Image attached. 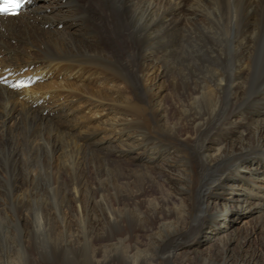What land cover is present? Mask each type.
Here are the masks:
<instances>
[{
    "label": "bare ground",
    "instance_id": "6f19581e",
    "mask_svg": "<svg viewBox=\"0 0 264 264\" xmlns=\"http://www.w3.org/2000/svg\"><path fill=\"white\" fill-rule=\"evenodd\" d=\"M262 44L264 0L0 14V264H264Z\"/></svg>",
    "mask_w": 264,
    "mask_h": 264
},
{
    "label": "rangeland",
    "instance_id": "374dc122",
    "mask_svg": "<svg viewBox=\"0 0 264 264\" xmlns=\"http://www.w3.org/2000/svg\"><path fill=\"white\" fill-rule=\"evenodd\" d=\"M261 50H262V52H264V44H262V46H261ZM253 216H256V215H253L252 214V216H249L248 218L246 217V218H244V216H242V214L240 215V216H237V217H235V218H233V219H231V221H229V220H227L226 221V223L229 225L228 226V230L229 229H232L233 228V226L235 227L236 225H238V224H240V225H245V223H246V219L248 220L249 218H251V217H253ZM255 219V218H254ZM254 222V220L253 219H250L249 220V223H248V225H251V223H253ZM255 241V242H254ZM252 243L254 244V245H259V242H258V240L256 239V240H254Z\"/></svg>",
    "mask_w": 264,
    "mask_h": 264
},
{
    "label": "snow or ice",
    "instance_id": "6c2138e0",
    "mask_svg": "<svg viewBox=\"0 0 264 264\" xmlns=\"http://www.w3.org/2000/svg\"><path fill=\"white\" fill-rule=\"evenodd\" d=\"M11 3H12V6H13V7L19 8L20 0H11ZM3 10H4V11H7L8 9L5 8V9H3Z\"/></svg>",
    "mask_w": 264,
    "mask_h": 264
}]
</instances>
